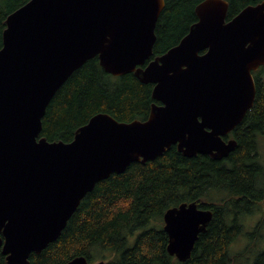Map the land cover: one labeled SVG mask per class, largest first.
<instances>
[{
  "label": "water",
  "instance_id": "water-1",
  "mask_svg": "<svg viewBox=\"0 0 264 264\" xmlns=\"http://www.w3.org/2000/svg\"><path fill=\"white\" fill-rule=\"evenodd\" d=\"M166 0H28L6 18L0 48V248L29 264L59 238L97 182L172 145L226 157L225 140L252 109L264 66V0L228 20V0H203L178 44L153 56ZM115 76L154 84L145 120L99 112L70 142L42 136L56 92L90 59ZM213 217L193 201L164 213L168 251L185 261ZM65 264H106L77 256Z\"/></svg>",
  "mask_w": 264,
  "mask_h": 264
},
{
  "label": "trees",
  "instance_id": "trees-1",
  "mask_svg": "<svg viewBox=\"0 0 264 264\" xmlns=\"http://www.w3.org/2000/svg\"><path fill=\"white\" fill-rule=\"evenodd\" d=\"M27 1L0 0V48L6 18ZM201 1L166 0L156 26L152 58L167 52L188 33L198 20L195 8ZM228 1L229 20L263 0ZM253 74L254 106L236 126L238 145L228 156L190 157L172 145L155 159L132 162L124 172L97 182L59 238L41 253L33 252L29 264H65L82 255L106 264H264V249L253 248L261 237L263 221L252 229L241 251L230 252L244 233L245 215L258 213L264 201V162L259 146L264 137V66ZM153 87L134 73L110 74L98 57L90 59L54 95L43 117L41 135L50 141L70 142L78 128L99 112L120 121L145 120L153 103H159L152 96ZM193 201L202 209H211L213 217L191 256L181 261L168 251L164 213ZM0 264H7L2 248Z\"/></svg>",
  "mask_w": 264,
  "mask_h": 264
},
{
  "label": "rangeland",
  "instance_id": "rangeland-1",
  "mask_svg": "<svg viewBox=\"0 0 264 264\" xmlns=\"http://www.w3.org/2000/svg\"><path fill=\"white\" fill-rule=\"evenodd\" d=\"M259 146H260V152L263 155L262 161L264 162V137L261 139ZM260 221L264 222V201L261 204L260 210L258 211V213H254L252 215H245L244 233L232 244L230 252L231 250L232 252H239L246 246V244L249 242L250 233L252 232V229L256 227V225ZM253 248L254 250H257V251L264 249V225L261 229V237H259V240L255 243ZM253 259H254V256L252 255L250 262Z\"/></svg>",
  "mask_w": 264,
  "mask_h": 264
},
{
  "label": "flooded vegetation",
  "instance_id": "flooded-vegetation-1",
  "mask_svg": "<svg viewBox=\"0 0 264 264\" xmlns=\"http://www.w3.org/2000/svg\"><path fill=\"white\" fill-rule=\"evenodd\" d=\"M235 128H236V127H235ZM235 128H234L229 134H227V135L224 136V139H225V140H229V139H231V138H235V139H236V134L234 133ZM236 140H237V139H236ZM237 142H238V141H237Z\"/></svg>",
  "mask_w": 264,
  "mask_h": 264
},
{
  "label": "bare ground",
  "instance_id": "bare-ground-1",
  "mask_svg": "<svg viewBox=\"0 0 264 264\" xmlns=\"http://www.w3.org/2000/svg\"><path fill=\"white\" fill-rule=\"evenodd\" d=\"M214 176V175H213ZM255 194V193H254ZM260 197V196H259ZM199 206V205H198Z\"/></svg>",
  "mask_w": 264,
  "mask_h": 264
}]
</instances>
